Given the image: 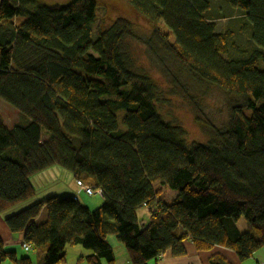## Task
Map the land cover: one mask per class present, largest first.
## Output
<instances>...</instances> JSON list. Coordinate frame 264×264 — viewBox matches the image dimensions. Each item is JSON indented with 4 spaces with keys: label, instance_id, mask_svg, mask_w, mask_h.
Here are the masks:
<instances>
[{
    "label": "trees",
    "instance_id": "1",
    "mask_svg": "<svg viewBox=\"0 0 264 264\" xmlns=\"http://www.w3.org/2000/svg\"><path fill=\"white\" fill-rule=\"evenodd\" d=\"M123 2L178 66L234 98L226 130L186 142L185 131L155 109L154 79L120 56L128 21L116 18L102 31L100 0L49 7L0 0V99L18 117L7 128L0 115L3 223L37 264L64 263L70 246L89 251L81 262L114 264L113 235L129 264H150L168 249L179 256L186 239L199 252L218 246L245 261L264 249V0H228L247 20L255 49L225 62L237 48L230 31L217 33L205 20L204 0ZM56 166L101 190V206L90 211L72 196H51L6 213L35 195L31 177ZM166 190L176 195L164 203L158 194ZM142 208L146 221L137 218ZM41 211L46 217L35 224ZM6 261L32 264L0 240V264ZM208 261L231 264L218 254Z\"/></svg>",
    "mask_w": 264,
    "mask_h": 264
},
{
    "label": "rangeland",
    "instance_id": "2",
    "mask_svg": "<svg viewBox=\"0 0 264 264\" xmlns=\"http://www.w3.org/2000/svg\"><path fill=\"white\" fill-rule=\"evenodd\" d=\"M69 1L38 0V3L49 7L52 5L60 6ZM100 1L106 5V8H98L96 10L99 19H101L98 24L102 28V31L108 29L116 18L128 21L130 35L118 41L120 56L126 60V66L132 72L154 79L156 84L155 95L157 98L155 109L165 120L179 125L185 131L186 142L205 143L212 136L214 130H226L229 121V110L230 106L234 103V98L224 93L219 87L205 80H200L194 75L192 76L183 67L178 66L172 56L166 53L164 46L151 35L152 30L149 24H146L143 19L133 14L123 0ZM204 1L206 2V8L203 9L202 15L205 20L214 23L215 32L217 33L230 31L232 34L230 40L234 47L237 48L236 50L229 48L227 54L223 56V62L229 59L246 57L247 54L255 49L252 41H250L251 30L247 26V20H245L244 15L239 9L232 8L228 0ZM105 13L107 16H104ZM17 19L20 22L24 21L22 18ZM18 21L16 20V24L19 23ZM158 25L162 33H169L164 23L160 21ZM94 26L93 24L91 34L93 40L96 38ZM0 115L4 119V125L7 128L11 127L17 119L15 117V109L12 106H8L1 99ZM121 115L122 112H119L118 123L120 129L123 130V126L120 123ZM71 179L68 184L60 180L59 182L46 184L42 188H37L32 198L19 203L10 210L15 212L24 209L36 203V201L51 197L54 194L49 193L52 192L61 193V186L69 188L68 193H75L72 190L75 187V179ZM45 193L48 194H46V197H43ZM175 195L176 192L166 190L159 193L158 197L166 203L174 198ZM79 200L85 207L87 205L90 211L101 206L103 202L100 195L94 194L89 197L82 191L79 194ZM44 216H46V213L43 214ZM236 226L240 232L245 231L244 219H239ZM119 249L124 250V247L120 244ZM27 254L32 257L30 253ZM117 255L119 256V253ZM253 256V258H260L264 261V249L257 250ZM31 259L34 262V257ZM76 262L79 261L77 260ZM249 262L247 260L244 261V263ZM62 264H70L68 257ZM82 264L86 263L82 261Z\"/></svg>",
    "mask_w": 264,
    "mask_h": 264
},
{
    "label": "crops",
    "instance_id": "3",
    "mask_svg": "<svg viewBox=\"0 0 264 264\" xmlns=\"http://www.w3.org/2000/svg\"><path fill=\"white\" fill-rule=\"evenodd\" d=\"M15 117H17V115H15ZM17 120H18V117L13 123H15ZM4 124H5V121H4ZM71 178L73 177L69 172H66L63 169H60L56 166V167L46 168L45 171L35 174L33 177L30 178V181L36 191L37 188H42L46 184H50V183L52 184L55 182H59L60 180L68 184V182L72 180ZM68 189L69 188L67 187L61 186V189H60L61 193L52 192L49 194H54L51 196H55V197L72 196L76 198L78 201H80L79 194H81V191L78 190L76 181H75V187L74 189H72L73 192L75 193H72V194L68 193ZM46 194L48 193L43 194V197H46ZM86 207L90 210V208L87 205ZM6 213L11 214L14 212H12L11 210H8ZM44 213H45L44 211L40 212V215L35 220V224L41 223L45 219L46 216L43 217ZM147 215H148L147 209L142 208L137 211V218L143 221L147 220L146 219ZM0 240L2 242L3 248L8 251L14 252L16 254V257H25L28 255L27 253H24V251L22 250V247H20V244L22 243V236L18 234L13 235L10 233L8 228L3 223V215H0ZM107 243H109L112 249V253H114V257H115L114 264H129L127 253L125 252V250L119 249L120 243L117 242L114 235L107 237ZM181 247H182L183 253L179 254V256L173 255L172 251L168 249L163 254H161L157 260L150 261L149 263L150 264H209L208 258L212 256V254H218L224 257L225 259H227V261L231 264H264V261H262L260 258H256V257L253 258L254 256L249 257L248 258L249 260L245 259L247 261H250L249 263H244V261H241L240 259H238L235 252H232L226 248H220L218 246H212L210 250L199 252L194 249V246L192 242L190 241V239H186L182 241ZM68 248H66L65 256L66 258L68 257L70 264L71 262L72 264H82V262H80L78 259L82 256H86L89 254V251L82 248V246H70ZM118 253H119V256L117 255ZM31 256L34 257L33 255ZM77 260L79 262L75 263V261ZM33 261L34 262H32V264H37L36 257H34ZM3 264H9V262L3 263Z\"/></svg>",
    "mask_w": 264,
    "mask_h": 264
},
{
    "label": "built area",
    "instance_id": "4",
    "mask_svg": "<svg viewBox=\"0 0 264 264\" xmlns=\"http://www.w3.org/2000/svg\"><path fill=\"white\" fill-rule=\"evenodd\" d=\"M76 185L78 187V190L84 192L85 195H87L89 197L91 195H94V194H98L101 196V190L93 189L91 186H87V185L81 183L80 181H77ZM143 207H145V203L143 204ZM21 247H22L24 252L30 251V246H28V244L26 245L24 243H21Z\"/></svg>",
    "mask_w": 264,
    "mask_h": 264
}]
</instances>
